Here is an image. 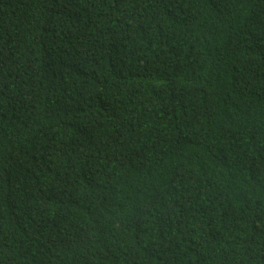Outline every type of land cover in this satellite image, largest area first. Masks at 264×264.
<instances>
[{"label":"trees","instance_id":"1","mask_svg":"<svg viewBox=\"0 0 264 264\" xmlns=\"http://www.w3.org/2000/svg\"><path fill=\"white\" fill-rule=\"evenodd\" d=\"M0 264H264V0H0Z\"/></svg>","mask_w":264,"mask_h":264},{"label":"clouds","instance_id":"2","mask_svg":"<svg viewBox=\"0 0 264 264\" xmlns=\"http://www.w3.org/2000/svg\"><path fill=\"white\" fill-rule=\"evenodd\" d=\"M109 192V183L100 181L97 187V195L102 199H108ZM78 209L73 202L67 201L61 192L43 191L36 194L34 204L28 211L27 227L33 235H41L42 231L53 234L54 231L50 229L48 221L68 214L80 213Z\"/></svg>","mask_w":264,"mask_h":264}]
</instances>
